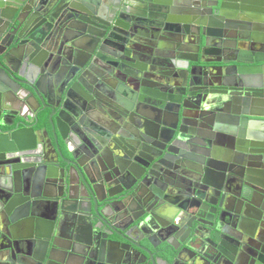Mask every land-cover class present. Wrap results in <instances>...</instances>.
<instances>
[{
	"label": "water",
	"instance_id": "water-1",
	"mask_svg": "<svg viewBox=\"0 0 264 264\" xmlns=\"http://www.w3.org/2000/svg\"><path fill=\"white\" fill-rule=\"evenodd\" d=\"M70 33L76 42L68 41ZM117 40L124 55L134 50L141 60L115 72L122 84L113 98L129 108L126 114L136 110L124 98L153 104L148 126L136 121L134 134L154 140L144 138L153 143L144 145L150 163L121 167L116 188L107 184L100 198L93 170L106 171L99 158L110 147L98 149L101 138L69 105L91 90L84 69L116 54L106 45ZM157 49L167 51L158 55ZM68 50L71 61L63 69L56 59ZM154 53L159 57L153 60ZM82 54L85 62L78 59ZM144 78L153 81L148 97ZM0 100V118L5 105L15 110L11 123L0 120V238L8 240L0 246V264H115L114 246L127 245L115 235L144 257V212L124 222L112 217L144 189L152 163L168 167L170 157L187 160L178 167L179 180L206 186L204 193L198 187L196 199L212 208L206 213L218 232L240 215L236 231L245 232L243 219L252 231L264 226V0H0ZM70 135L78 138L77 149ZM187 147L191 153L185 154ZM34 165L47 182L39 190L28 186ZM74 176L78 198L72 197ZM15 192L31 201L7 194Z\"/></svg>",
	"mask_w": 264,
	"mask_h": 264
},
{
	"label": "flooded vegetation",
	"instance_id": "flooded-vegetation-1",
	"mask_svg": "<svg viewBox=\"0 0 264 264\" xmlns=\"http://www.w3.org/2000/svg\"><path fill=\"white\" fill-rule=\"evenodd\" d=\"M66 17L68 18V22L71 21V25L73 26L74 21L70 13H67ZM96 30L98 33L103 31L102 29ZM123 31H126L127 35H129V30L123 29ZM75 33L68 34L70 37L68 41L76 42V38H74L76 36ZM93 37L96 36L94 35ZM121 37H126L124 32ZM99 38L100 36L97 34V39ZM114 43L118 47H115ZM120 43L117 40L106 45L107 51L116 53L111 54L110 59H104L103 55H101L98 58V65L93 66L94 69L88 70L87 67L84 69L83 72H86V75L83 76V79L87 86H90L91 90L86 91V94H84V91L82 92L83 94L80 97L81 102L78 99H73L72 104L69 105L70 108H75L79 112L78 119L88 129L92 130L95 135L101 138L102 142L99 144L98 149L104 150L106 146L110 147L99 158L102 163V169L106 171L100 174L93 170V178L97 180V189L100 198L105 195L104 187L107 184H112L116 188V182L118 181V177L123 173L124 167L133 166L137 168L134 166L137 165L136 160H141L142 163L148 164L152 158L148 153L147 147L144 145L152 147L153 143L150 144L144 141V138L151 136L150 138L154 140L152 138L153 135L149 134L145 136L142 134L138 136L136 132L134 134V125L136 121H142L144 122V127L148 126L149 120L146 118V114L150 115L152 113H149L150 109L148 108L153 104L146 100L141 102L139 99L133 101L131 98H124L128 104L129 102L132 103L134 106L133 109L136 110L126 114L129 108H122L113 98H116L118 94L116 92L118 91L116 90L117 87L119 84H122L118 79L119 77L115 75V72L120 71L121 67H126L129 70L134 66V62L141 60L135 56L136 53L134 50V53L132 51V54L124 55L119 48ZM60 44L58 46L54 44V47L60 49ZM128 47H130V44L126 45V50H129ZM157 50L160 52L158 55H161L162 51H167L164 49ZM50 55L52 56L53 54L50 53ZM158 55L154 53L152 55L153 60L159 57ZM141 57L144 60L143 54ZM122 58L125 59L122 60ZM78 59H82L85 62L88 59V55L82 54L78 56ZM101 59L103 60L101 61ZM56 60L61 64L62 68L64 67L63 69L67 68L71 61L69 50L65 56L57 58ZM104 66L105 69H102ZM150 66L156 67L154 64H149ZM128 73L130 74V71H126L127 77L132 79ZM149 74L150 71L148 70L146 75ZM149 82L151 84L153 83L152 80L149 81L144 78V97H148L146 94L148 89L152 90V86L148 88L150 87L148 85ZM139 85L140 82L138 83ZM46 86L50 88L49 79H47ZM140 91L137 92L139 95H141ZM53 103H58V96L55 93ZM2 104L3 100H0V113L2 111ZM7 107L6 105L3 107L5 113L2 114L0 120L5 123H11L15 110ZM139 110L142 112L139 113ZM22 112L24 115H28L27 110L23 109ZM113 130L131 135V141L124 140L118 133L113 136ZM104 136L113 137L105 138ZM77 141L78 138L75 135H70V143L74 149H77L79 146ZM104 145L106 146L104 147ZM185 148L186 146H181L179 149L184 151ZM184 153H191L189 147H187ZM185 161H187L185 158L179 160L170 157L167 160L168 167H163L157 161L153 162V165H151L153 173L149 174L148 179L144 182V189L140 192L138 191L134 198L130 200L127 198L116 207L115 217H112L114 218V223L116 220L120 222L130 221L133 219L134 214L138 216L144 212V257L136 251H133L134 249L130 247L129 243L115 235V239L127 244L119 246L118 248L114 246L113 251L116 254L113 255L112 259L116 262L115 264H124L126 261L129 264H259L258 257L262 256L264 258V255L261 253L264 252V226L259 225L258 231H252L249 228L250 223L246 221L247 219H243L245 232L236 231L239 221H242L241 219L243 218L240 215L239 221L236 218L230 219L232 227L230 225L231 223H224L223 227L226 231L218 232L216 230L217 223L212 221L209 213H206V211L212 210V208L206 207L202 203L200 204L196 199L195 191L198 187L201 188L200 192L204 193V190L207 189L206 186L200 184L195 186L193 182L188 183L179 180L180 169L178 167L184 165ZM247 161L249 162V160ZM43 171L42 169L38 171L35 165L34 167L30 166L28 186L32 185L36 190H39L42 185H46L47 182H44ZM207 179L209 180L208 186H210L214 182L211 174L207 176ZM1 183L3 184L2 181ZM76 183V176H74L73 198H78L81 195V191L77 188ZM1 190L2 187L0 186ZM56 192L57 195L60 194L58 191ZM7 194L15 201L24 203L31 201V197L23 192ZM181 208H184V210ZM161 213L166 216L169 214V217H163ZM206 214L207 217H204L203 215ZM234 216L238 217V214H234ZM233 222L235 223V228ZM190 226H194L197 229L190 231ZM251 227L255 229L256 226L252 223ZM140 234L138 231V235H136L138 240L142 238ZM7 244V239L0 238V246H6Z\"/></svg>",
	"mask_w": 264,
	"mask_h": 264
}]
</instances>
